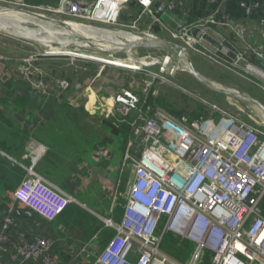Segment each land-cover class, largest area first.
Instances as JSON below:
<instances>
[{
    "label": "built area",
    "instance_id": "obj_1",
    "mask_svg": "<svg viewBox=\"0 0 264 264\" xmlns=\"http://www.w3.org/2000/svg\"><path fill=\"white\" fill-rule=\"evenodd\" d=\"M131 2L142 9L138 18L126 25L134 32L144 18L162 26L161 14L175 9L168 0H59L57 6L44 8L54 17H66L68 23L114 24ZM0 5L19 11L38 8L28 7L25 0H0ZM257 7V3L242 5L247 16ZM216 26L243 40L240 25L228 18L218 19L216 14L178 26L179 39L189 47L197 42L214 49L222 59L236 56L237 65L256 76L264 89V51L243 40L257 60L252 64L248 51L231 53L224 46L226 39L212 32ZM134 34L156 37L150 31ZM213 42H218L217 46ZM117 103L127 116L136 111L138 100L127 94L118 97ZM201 105L206 116L197 120H179L155 107L153 114L130 123L131 138L125 142L122 163L128 161L123 215L119 223L109 215L101 217L104 229L114 235L99 253H89L94 261L88 264H202L206 254L210 264H264V134L215 106ZM32 167L15 189L13 204L4 217L0 264H37L38 260L40 264H59L49 238L23 239L8 259L2 256L16 204L52 223L69 205L78 203ZM115 201L113 198L112 209ZM166 234L192 245L190 257L183 263L161 250ZM82 251L88 257V249Z\"/></svg>",
    "mask_w": 264,
    "mask_h": 264
},
{
    "label": "rangeland",
    "instance_id": "obj_2",
    "mask_svg": "<svg viewBox=\"0 0 264 264\" xmlns=\"http://www.w3.org/2000/svg\"><path fill=\"white\" fill-rule=\"evenodd\" d=\"M25 3L28 7L38 8H24V12L54 17L52 13L45 11L44 7L57 6L59 0H25ZM3 9L19 11V9L10 5H0V10ZM54 18L68 21L66 17L59 15ZM0 22H6L9 27L11 26L7 29H0V66L2 67L0 70V86L5 85L8 77L11 78L9 83L13 82V86L16 85V82L20 83L12 90L7 87L6 91L3 90L2 93L4 91L5 93L9 91L11 93L12 91L13 95L9 94L6 97L9 102L15 100L14 92L19 95L28 90L30 99L26 102L27 105L25 104L24 109L28 108L33 111L43 109L52 112L53 102L56 99V106L68 105L73 111L78 112L79 118H82L84 114L87 123L90 119L112 120L117 121V124L125 121L131 130L130 123L134 119L154 113L155 106H152L153 104L146 105L145 103L149 96L150 99H163L168 105L166 108L162 106L163 110L170 114L168 108L172 106L176 108L178 113H181L179 116L185 120L189 119V114L196 111V103L199 101L201 104L206 103L215 106L227 116L234 117L264 134V120L255 108L241 102L229 100L223 96L207 93L208 90L205 91L206 89L201 88L198 83L189 80V74L183 71L184 66L180 65L181 63L186 65L185 60L178 63V66L173 69L175 73H172L170 70H162L161 67L155 64L136 62V60L145 57L163 60L165 58L163 53L141 49L138 50V57L134 52H130L129 56L119 53L109 55L105 51L112 50V44L104 45L105 48H94L89 45L96 44L95 39L88 38L86 42L75 37H71L72 40L67 42L69 40L67 37L61 34L58 35L53 29L47 27L48 24L42 27L31 21L25 22V19L23 22L7 17L1 19ZM69 22L90 30L115 34L113 36L115 40L119 39V33L134 34L150 31L156 38L184 49L186 58L203 76L214 84L246 94L250 98L264 103V89L259 85V80L257 77H251L250 73H239L238 70L242 72L243 69L241 68L242 64L237 65L236 56L222 59L221 55L216 53L214 49H206L197 42L194 46L189 47L182 41L183 39L180 40L182 37L179 39L180 29L178 28L171 31L164 29L161 33H156L151 27L144 26L145 28L140 27L138 31L134 32L127 27L128 24H122L123 22L119 18L114 24L93 21ZM151 22V24L159 26V23L156 24L152 20ZM159 27L161 28V26ZM21 29H24L28 34ZM59 30L62 31L63 29L59 28ZM32 31L38 35V39L31 38L29 33H32ZM180 83L189 88L182 87ZM18 86L22 87L19 88ZM190 92L194 95L189 96ZM127 94L136 97L138 103L136 104V111H132L125 116L121 111L122 106L117 103V98ZM91 123L93 132L97 136L94 135L92 141L89 137L90 145L99 148L98 150L101 151L102 148L100 147H103L101 140L106 131L103 126L101 127L97 123L94 124L93 121ZM121 137L124 140L123 136ZM32 145H35V142L30 140L27 147L31 146L32 148ZM37 148L38 146L35 150L39 153L38 155L48 152V149L39 152ZM35 150H33V156L36 153ZM122 151L124 153L125 149L123 148ZM22 157L24 161V154ZM126 163L122 168L123 170H126ZM124 192L122 191L121 196ZM74 196L78 202L75 205L81 207L82 204H85L86 210L91 214L93 213L94 218L98 221L96 225H102L101 217H107L112 198L109 208L105 209L104 202L95 197L93 191H78ZM118 199L119 197H117L114 205L119 204ZM163 224L164 221H161V228ZM103 231L104 226L100 231H97L96 236L100 238ZM163 242L161 250L171 258L183 263L190 257L192 252L190 243L180 242V239L175 238L172 234H166ZM189 245L191 248H189ZM171 250L177 256L172 255ZM209 258L210 255L206 254L202 264H210ZM93 261L94 259L91 258L89 262Z\"/></svg>",
    "mask_w": 264,
    "mask_h": 264
},
{
    "label": "crops",
    "instance_id": "obj_3",
    "mask_svg": "<svg viewBox=\"0 0 264 264\" xmlns=\"http://www.w3.org/2000/svg\"><path fill=\"white\" fill-rule=\"evenodd\" d=\"M168 1L175 5L172 13L184 22V25L216 14L218 19L228 18L233 23L240 25L244 30L243 40L264 51V0H217L215 3H211L209 0ZM254 3H257L258 7L254 8L247 16L242 5L249 6ZM141 11L142 9L137 3L131 2L124 7L122 12L130 19L135 20ZM146 22H150V25L152 23L149 18H144L140 21L139 26L148 28L149 23ZM161 29L162 31L164 29L166 31L172 30L163 22ZM212 32H217L226 39L224 46L231 53L248 51L247 44L231 30L216 26L213 27ZM213 37L218 42L220 41L218 36L213 35ZM218 42L213 43L217 46ZM247 55L252 64H257L256 58L249 51ZM1 68L0 66V70ZM238 71L240 74L247 73L243 70L242 72L241 70ZM250 76L256 78L254 75L250 74ZM6 79L8 82H5L4 87L0 86V235L4 230V217L13 204V193L32 166L44 179L55 184L69 195L74 196L78 191H93L95 197L104 202L105 209L109 208L111 198L122 197L121 193L127 179V169H122L125 153L122 149L125 146V139L122 140V137L115 138L106 130L102 137L103 147H100L102 148L101 151L98 150L99 148L90 146L85 150L81 161L76 162L73 166L66 154L59 155L56 153L53 156L54 150H64V146L57 145L59 143L53 144L52 140L49 146L51 156L49 155V158L46 159V154L38 155L39 153L35 150L37 146L39 152L46 151L48 147L41 138L34 139L35 127L43 128L46 120L52 117L47 115V112L41 113V116L37 111L24 109V106L19 107L6 100V97L9 96L5 93L6 86L11 78ZM18 87L21 88L22 86ZM4 89L5 91L2 93ZM23 94L21 93L19 96H24ZM130 138L131 130L127 140ZM30 140L35 142L32 148L31 146L27 147ZM33 150L36 151L34 156L38 155L37 157L33 156ZM82 205L85 206V204ZM83 206L79 207L80 212L76 210L72 212L69 205L51 224L37 217L28 218L13 214L14 223L10 231L6 233L8 243L5 245L6 251L2 253L3 258L8 259L9 253L14 251V247L23 239L35 241L40 238H49L53 242L52 255L57 258L59 264H88L93 258L89 253H99L113 236L106 240L98 238L96 232H93L91 228V220L85 216L86 214H83V211L89 213ZM111 209L112 206H110L109 212L107 211V215L119 223L124 209L116 217L112 216L113 209L112 212ZM15 210L24 209L21 205L16 204ZM89 215L95 217L91 212ZM82 248L88 249V257ZM37 264H40L39 260Z\"/></svg>",
    "mask_w": 264,
    "mask_h": 264
},
{
    "label": "trees",
    "instance_id": "obj_4",
    "mask_svg": "<svg viewBox=\"0 0 264 264\" xmlns=\"http://www.w3.org/2000/svg\"><path fill=\"white\" fill-rule=\"evenodd\" d=\"M148 19V18H147ZM120 21L123 22L122 24H129L131 22V19L129 16L124 15L123 12L120 16ZM151 21V19H150ZM149 23V27H151V29L153 31H155L156 33H161L162 29L159 26H155L153 24L150 25V22H146ZM142 27V26H141ZM149 51H156V50H149ZM159 53H163L160 51H156ZM190 81H193L197 84V82L195 80H193V78L191 76H188ZM20 83L16 82V85H18ZM16 85L13 86V82L8 83V85L6 86L7 88L11 89L14 87L16 88ZM180 85H182L180 83ZM199 85V84H198ZM201 88L205 89L203 86L199 85ZM184 88H189L188 86H183ZM207 91V89L205 90ZM14 92V89H13ZM14 101L12 102L13 105L16 106H26L27 103L30 99V92H28V90L23 94L24 96H19L16 95L17 93L14 92ZM207 93H210L211 95H215L218 96L219 94L214 93V92H209V90L207 91ZM8 95L11 94L13 95L12 91L10 93V91L7 93ZM193 93L190 92L189 96H193ZM221 96V95H219ZM10 98V97H9ZM193 98V97H192ZM11 99V98H10ZM198 103H196L197 109L194 113L189 114V119H186V121H191V120H197L198 118H202L205 117V110L203 108V106L201 105V103H199V101H197ZM238 102V101H235ZM146 105L149 104H153L152 106L155 107H168L167 102L164 101L163 99H150V96L148 97V100H146ZM242 103V102H241ZM26 104V105H25ZM264 104V103H263ZM56 99L53 102V106H52V112H49L47 110H40L37 111L39 112V115H41V113L43 112H47V115L49 114L52 118L46 120V123L44 125V127H40L37 126L35 127V140H38L41 138V140L44 141L45 145H47V149L49 152L46 153V159L49 158L50 155V150H49V146L51 145V140L53 144H57V145H63L64 146V150H54L53 151V156L56 155V153L60 154H66L69 157L70 163L72 164V166L74 164L79 163V161H81V157L84 154L85 150L87 148H89L90 145V141H92L91 139L93 138V136H97L94 132H93V128H92V121L93 123H97L99 125H101V127L103 126V128L105 129V131L107 130L108 134L113 135L115 138L119 137L121 138V136H123V139H125L124 141H126L129 136H130V127L125 123V121L121 124H117V121H112V120H105V119H90L87 123V118H85V115L83 114L82 118L78 117V112L73 111L68 105H63V106H56ZM163 106V107H162ZM169 109V110H168ZM167 110L169 111V113L177 118V119H183V117H180L179 114L176 111V108L174 107H169ZM55 110V111H54ZM33 111V110H31ZM54 111V112H53ZM65 111V112H64ZM36 112V111H35ZM42 116V115H41ZM85 118V119H84ZM125 119V118H124ZM73 125H72V124ZM88 130V132H87ZM90 134V135H89ZM89 137H90V141H89ZM99 137V136H98ZM101 144H102V140H101ZM80 155V157H79ZM51 156V155H50ZM62 156V155H61ZM127 178V177H126ZM57 185H59L57 183ZM125 187V185H124ZM124 187H123V191H124ZM119 204L118 205H114L113 207V213L112 216L116 217L118 215L121 214L122 209L124 207L125 204V200L123 197H119ZM70 208H72L70 211L73 212V210H76L77 212H80V208L78 206H76L75 204H71ZM69 210V208H68ZM83 214H86L85 216H87L89 218V220H91L92 225L91 228L93 229V232L95 231L97 233V231H100L102 226L104 225H96V222L98 223V221L92 217L91 215H89V213H85L83 211ZM51 224V223H50ZM108 229H104V231L101 233L100 238L103 239H109L110 237L113 236V232L110 231L108 232ZM164 241V239H163ZM164 243V242H163ZM163 243H162V248H163ZM189 248H191V246L189 245ZM165 249V248H164ZM189 250V249H188ZM170 253L174 256H177L176 253L172 252V250L170 251ZM186 261V260H185Z\"/></svg>",
    "mask_w": 264,
    "mask_h": 264
},
{
    "label": "water",
    "instance_id": "obj_5",
    "mask_svg": "<svg viewBox=\"0 0 264 264\" xmlns=\"http://www.w3.org/2000/svg\"><path fill=\"white\" fill-rule=\"evenodd\" d=\"M27 14H30V16H35L37 18H41L43 20H45L46 22H49L55 26H58L60 28H62L63 30H65L66 32L73 33L74 31L72 30V28L70 27L69 23L66 21H63L61 19H56L54 17H47L45 15H39V14H34V13H30V12H25ZM160 20L166 24L167 26H169L172 30H176L178 28V26H182L184 25V22H182L181 20H179L177 17L174 16V14L171 11H165L163 14H161L160 16ZM73 35L76 39L80 40V41H88L85 38L79 36L78 34H71ZM89 46L94 47V48H98V46L94 45V44H90ZM156 50V51H160L163 52V54L165 55V57L168 60V64H167V70L172 71V73H175V70H173L174 68H176V66H178V63H181L182 60H185L186 63V67L183 68V71H185L186 73L189 74V76H191L193 78V80H195L199 85L203 86L205 89L217 93L229 100H233V101H238V102H242L244 104L250 105L252 107L257 108L258 110H260V112L264 115V104L261 102H258L252 98H250L249 96H247L246 94H242L239 93L235 90L229 89V88H225V87H220L216 84H214L213 82H211L210 80H208L205 76H203L195 67L194 65L186 58L185 55V50L182 49L180 46L178 45H174L171 44L170 42H167L165 40L162 39H158L155 37L154 40H142L139 42H135V43H131L128 45H125L123 47H119L116 45L112 46V50L110 51H105V53H108L109 55H114V54H124L129 56L130 52H134V54L138 57V50ZM177 70V69H176ZM14 215L17 216H25L28 218H36V214L27 210H14L13 211Z\"/></svg>",
    "mask_w": 264,
    "mask_h": 264
},
{
    "label": "bare ground",
    "instance_id": "obj_6",
    "mask_svg": "<svg viewBox=\"0 0 264 264\" xmlns=\"http://www.w3.org/2000/svg\"><path fill=\"white\" fill-rule=\"evenodd\" d=\"M13 18L14 20H18V21H23L24 22V19H25V22L26 21H31L39 26H42L44 27L45 24H48L47 27L53 29L56 33L61 34V35H64L65 37H67L69 41H71V37H74L73 35L71 34H78L79 36L85 38L86 40L89 38V39H95V43L94 45L98 46V47H101V48H105L104 45H116V46H119L120 48L125 46V45H128V44H131V43H135V42H139V41H142V40H154L155 37L153 36H149L148 34H133V33H119L118 34V37L119 39L118 40H115L114 39V35L115 34H111V33H106L104 31H96V30H90V29H87V28H84V27H81V26H76L74 25L73 23H69L71 24L70 27L72 28V30L74 31L73 33L71 32L68 33L66 32L65 30H59L60 27L58 26H55L49 22H46L45 20L41 19V18H37L35 16H30V14H27L25 13L24 11H17V10H7V9H3V10H0V20L1 19H5V18ZM46 22V23H45ZM11 27V26H10ZM9 25L6 23V22H3V26H0V29H7V28H10ZM23 32L26 33V31H24V29H21ZM40 33V32H39ZM49 33H51L49 31ZM28 34V33H26ZM29 35L31 36L32 39H38V35L35 34L34 31H32V33L30 32ZM51 35V34H50ZM117 36V35H116ZM136 62L140 63V62H143V63H148V64H155L157 65L158 67H161L162 70H166L167 71V64H168V60L167 59H163V60H155V59H152L150 57H145V58H141V59H138L136 60ZM184 67H186L187 65L185 64H180ZM255 108V107H253ZM261 115V117L263 118L264 120V115L260 112V110H258L257 108H255Z\"/></svg>",
    "mask_w": 264,
    "mask_h": 264
}]
</instances>
